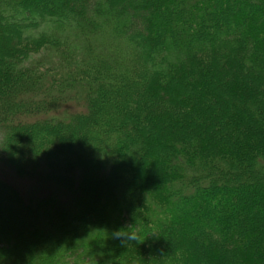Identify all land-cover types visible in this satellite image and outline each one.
<instances>
[{
  "label": "trees",
  "instance_id": "obj_1",
  "mask_svg": "<svg viewBox=\"0 0 264 264\" xmlns=\"http://www.w3.org/2000/svg\"><path fill=\"white\" fill-rule=\"evenodd\" d=\"M0 152V264H264V0H0Z\"/></svg>",
  "mask_w": 264,
  "mask_h": 264
},
{
  "label": "rangeland",
  "instance_id": "obj_2",
  "mask_svg": "<svg viewBox=\"0 0 264 264\" xmlns=\"http://www.w3.org/2000/svg\"><path fill=\"white\" fill-rule=\"evenodd\" d=\"M75 111V107H71ZM1 156V152H0ZM0 179L9 183L13 186L24 198H28L32 193H37L39 196L51 195L54 191V188L48 184L45 186H40L37 179L30 177H21L12 172L11 168L5 165L0 161Z\"/></svg>",
  "mask_w": 264,
  "mask_h": 264
},
{
  "label": "clouds",
  "instance_id": "obj_3",
  "mask_svg": "<svg viewBox=\"0 0 264 264\" xmlns=\"http://www.w3.org/2000/svg\"><path fill=\"white\" fill-rule=\"evenodd\" d=\"M120 232V231H119ZM117 232V233H119ZM117 238H120V237H124L126 239L127 242H132V241H136L137 240V237L135 235H127V236H120V235H115Z\"/></svg>",
  "mask_w": 264,
  "mask_h": 264
}]
</instances>
